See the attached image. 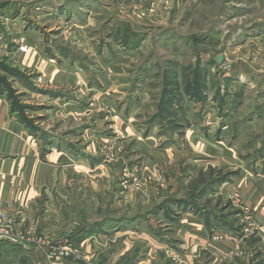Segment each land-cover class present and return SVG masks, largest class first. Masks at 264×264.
<instances>
[{
  "label": "rangeland",
  "instance_id": "rangeland-1",
  "mask_svg": "<svg viewBox=\"0 0 264 264\" xmlns=\"http://www.w3.org/2000/svg\"><path fill=\"white\" fill-rule=\"evenodd\" d=\"M31 1L21 27L66 74L18 66L0 9V95L51 176L23 225L0 205V264H218L222 241L262 256L240 188L264 175V0Z\"/></svg>",
  "mask_w": 264,
  "mask_h": 264
},
{
  "label": "crops",
  "instance_id": "crops-1",
  "mask_svg": "<svg viewBox=\"0 0 264 264\" xmlns=\"http://www.w3.org/2000/svg\"><path fill=\"white\" fill-rule=\"evenodd\" d=\"M29 6H40L45 9L49 7L48 1L35 0L31 1ZM24 6V5H23ZM23 6L20 0H0V9H2L1 17L4 19L2 24L7 30H14V40L17 39V45L11 50V55L16 58L18 66L37 68L40 81L51 78L56 74L57 81L65 79V67L60 63L51 64L48 61L46 48L38 47L33 44L35 40L34 30L28 28L23 30L21 27L20 16L23 15ZM48 11V10H45ZM0 17V18H1ZM18 28V30L15 28ZM2 33L0 32V39ZM31 42H29V40ZM26 44L32 47L31 50L23 54L19 51V46ZM63 68V71H61ZM62 77V78H61ZM32 85H36L33 83ZM37 86V85H36ZM26 131V128L9 113V104L3 94L0 95V205L3 206L8 213L17 220L19 225H23L24 216L26 213L41 214L43 208L39 204H33L37 198L39 188L44 185H49L51 176L48 165H43L38 161L37 148L39 141ZM218 152L222 157H230L231 152L226 148L218 146ZM55 153H50L52 157ZM61 158L59 163L54 165V168L61 167ZM264 175L252 174L250 179H246V184L241 187V194L246 205L252 209L256 220L264 225ZM38 225V224H37ZM264 235V227L262 229ZM264 243V237H262ZM247 242V241H246ZM216 248L220 254L224 256L218 257V264H258L262 262L261 256L256 244L245 243L244 255L228 257L225 254L228 250V245L231 243L222 241ZM229 243V244H228ZM264 258V257H263ZM221 259V260H220ZM264 261V260H263ZM261 264V263H260ZM264 264V262H262Z\"/></svg>",
  "mask_w": 264,
  "mask_h": 264
},
{
  "label": "built area",
  "instance_id": "built-area-1",
  "mask_svg": "<svg viewBox=\"0 0 264 264\" xmlns=\"http://www.w3.org/2000/svg\"><path fill=\"white\" fill-rule=\"evenodd\" d=\"M21 49L26 50V47H21ZM12 226L13 220L11 219L7 211H5V209L0 206V238H8L11 242H14L15 238H12V236H14ZM247 231L249 230L247 229L246 232Z\"/></svg>",
  "mask_w": 264,
  "mask_h": 264
},
{
  "label": "water",
  "instance_id": "water-1",
  "mask_svg": "<svg viewBox=\"0 0 264 264\" xmlns=\"http://www.w3.org/2000/svg\"><path fill=\"white\" fill-rule=\"evenodd\" d=\"M221 60H222V56H218L217 57V62H221Z\"/></svg>",
  "mask_w": 264,
  "mask_h": 264
}]
</instances>
